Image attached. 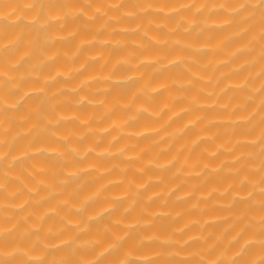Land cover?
<instances>
[{
	"label": "clouds",
	"instance_id": "obj_1",
	"mask_svg": "<svg viewBox=\"0 0 264 264\" xmlns=\"http://www.w3.org/2000/svg\"><path fill=\"white\" fill-rule=\"evenodd\" d=\"M0 264H264V0H0Z\"/></svg>",
	"mask_w": 264,
	"mask_h": 264
},
{
	"label": "bare ground",
	"instance_id": "obj_2",
	"mask_svg": "<svg viewBox=\"0 0 264 264\" xmlns=\"http://www.w3.org/2000/svg\"><path fill=\"white\" fill-rule=\"evenodd\" d=\"M161 123H163V121H161ZM183 159H187L186 154H185V157ZM205 162H208V161L205 160ZM193 163H194V161H191V160L188 162V169H191L193 167ZM191 183L195 184V181H192ZM215 186H216L215 184H209L206 189H201V190L202 191H208V190H211ZM219 214L220 213L218 210H213L209 213V215H211V216H215V215H219Z\"/></svg>",
	"mask_w": 264,
	"mask_h": 264
}]
</instances>
